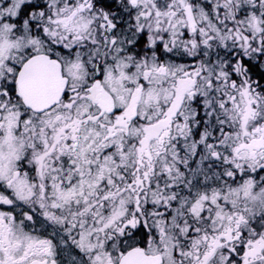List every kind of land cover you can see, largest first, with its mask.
I'll return each instance as SVG.
<instances>
[{"label": "snow or ice", "instance_id": "6c2138e0", "mask_svg": "<svg viewBox=\"0 0 264 264\" xmlns=\"http://www.w3.org/2000/svg\"><path fill=\"white\" fill-rule=\"evenodd\" d=\"M0 264H264V0H0Z\"/></svg>", "mask_w": 264, "mask_h": 264}]
</instances>
